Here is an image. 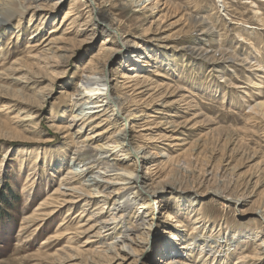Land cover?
Masks as SVG:
<instances>
[{
    "label": "rangeland",
    "instance_id": "1",
    "mask_svg": "<svg viewBox=\"0 0 264 264\" xmlns=\"http://www.w3.org/2000/svg\"><path fill=\"white\" fill-rule=\"evenodd\" d=\"M74 1L28 10L20 24L14 17L0 31V264H117L95 251L101 243L86 244L88 235L76 227L94 213L97 201L58 206L52 216L50 204L43 205L73 167L74 145L89 143L87 136L105 127L77 133L81 125L70 126L71 94L82 68L97 69L114 46L104 49L100 28L80 42L63 41L70 37L66 26L78 32L89 27L81 26L90 19L84 2ZM218 1L93 2L129 43L126 52L142 50L138 80L130 77L137 68L120 59L119 46L108 70L118 76L110 84L119 81L118 92L126 91L131 103L149 113L143 120L151 128L134 139L153 153L151 239L159 230L175 234L186 254L180 264H235L245 255L254 257L250 264H264V254H255L264 234V0ZM71 3L82 15L63 22ZM57 45L62 51L54 52ZM30 115L35 118L25 120ZM127 160L133 163L135 156ZM160 247L149 246L142 262L120 264H166L169 256Z\"/></svg>",
    "mask_w": 264,
    "mask_h": 264
},
{
    "label": "bare ground",
    "instance_id": "2",
    "mask_svg": "<svg viewBox=\"0 0 264 264\" xmlns=\"http://www.w3.org/2000/svg\"><path fill=\"white\" fill-rule=\"evenodd\" d=\"M78 1L84 2V8L88 13L87 18L90 17L89 20L85 19L81 23V26H85L87 22H89V27H85L81 32H78L70 31L71 26H66L63 29V32L68 33L67 35L71 38L67 37V39H63V41L70 39L73 41L78 40L80 42L94 35L96 30L100 28L101 33L104 34L103 39L106 41L105 43L102 41L105 45L103 46L105 47L104 49H107L108 46L106 45L108 44H113L114 46L109 48L111 50L107 55L109 58L102 60L99 66L96 65L98 66L97 69L92 68L90 65L82 68L78 80L76 79L77 81L73 93L71 94L70 126H76V124L81 125L80 128L76 130L77 133H82V129L89 130L92 126L105 127L99 130L101 132L98 131L99 133L87 136V139H93L92 141H89V143L85 144L84 142H81V144L77 143L74 145L71 157L73 167L69 166V169L65 173V176L62 177L58 188L54 193H51L52 197L43 202V205H45L44 208H47L49 206L48 204H50L49 208L52 207V209L48 212V215L52 216L57 211L56 207L58 206L76 204L81 200H83L82 205L87 206L90 205V203L97 201V209L94 213L89 215L83 223L76 227H81V233L88 235V238L85 241L86 244L92 242L101 243V245L97 246L98 250H95L100 256L105 258L111 257L110 259L117 261V264L130 258H133L134 262L138 263L139 260L142 262L145 258V253L150 251L147 249L149 246L153 247L160 245L162 246V248L160 247L161 253H165L164 255L169 256L166 264H180L182 256H186V254L181 250H178V243L175 239L177 237L175 234L172 233L166 235L163 234L164 231L159 230L155 239H151V229H154V227L151 226H155V222L152 225L155 214L153 212L152 201H150V196L152 194L150 186L152 185L148 181L152 180L151 178L155 174L153 167L154 163L150 161L153 153H146L143 151L142 146L138 145L134 139L136 133L140 132V135L145 136L147 133H144L151 128L146 125L147 121L143 120L144 117H149V113H145L139 104L131 103V97L126 91L121 93L118 92L117 82L119 81L110 84L112 78L116 80L118 77L111 67V69L108 70V66L113 62L112 59L115 58L111 52L117 51L118 46L120 47L119 53H121L120 59H124L125 62H131L135 68H137V71L131 73L130 77L138 80L139 77L143 76L141 75L142 68L140 67V54L142 53V50L140 49L141 47L137 46L133 48L134 51H137L136 55L131 52L128 53V51L126 52L125 49L129 46V43L126 40L124 42L121 41L122 37L119 35L118 27L111 22L109 15L102 9H98L93 2L94 0H75L74 2L78 3ZM61 2H63V0H0V31L5 28L14 17H18L17 24H20L22 22L21 18L26 12L31 11V14H34L33 11L37 12V10L44 7H49L51 10H54L59 7ZM74 10V3H71L65 16L67 18L65 19V17H63L62 21H68L72 16L77 19L82 15L83 11H76L77 13H74ZM74 18H72L70 23L74 22ZM42 24L43 17L40 18L39 25L35 26V33L41 28ZM9 25L10 24H8V26ZM53 32H55V30H50L49 34H52ZM43 39L48 40V37ZM50 41L51 39H49L44 45L48 46ZM33 43L38 42L35 41ZM59 44H62V42ZM54 48V52L62 51L61 45H57ZM64 49H66V47ZM201 50H203V53L208 52V50L205 49ZM134 55L137 58L132 59ZM64 56L65 55H63V58ZM16 63L18 62H15V64ZM121 63L122 65L125 64L122 61ZM123 77H126V75L121 74V78ZM21 110L22 109L20 108V111ZM33 118H35V116L30 115V117L23 119L31 121ZM19 120L20 119H18V122H20ZM97 120H100L101 123L93 124ZM129 120H131V122ZM16 128L18 127L16 126ZM176 138V136H171V139ZM93 141L97 143H92ZM156 141V139H153L151 143ZM136 146H139L140 149H137ZM29 151H36V148H31ZM36 154V157L39 155L41 156L42 151L38 149ZM159 155L164 156V153L160 151ZM130 156H135V160L133 163H126ZM143 162L147 163H144L143 166L139 165V163ZM76 164L80 165L78 169L74 168V165L76 166ZM82 178L85 179L82 180ZM118 184H120L119 187L117 186ZM110 188L113 190L111 193L108 192V190L110 191ZM241 200H243V198ZM135 204H138L136 211H134L135 214L127 224L126 221H128V215L131 213L132 209H134ZM40 209L41 208H37V210ZM107 210L110 211V213H108L109 217L102 216ZM27 218L31 219V217ZM43 219L44 217L42 220ZM87 221L94 222L93 224H90L86 223ZM98 229H102V231L100 230V232ZM116 231H120V235L113 237V234ZM262 236L263 238L258 244V249L255 251V254H264V250H262L264 249L263 233ZM160 238L161 243L158 245ZM180 248L183 247L181 246ZM253 258L254 257L252 256L245 255L239 257L235 264H250Z\"/></svg>",
    "mask_w": 264,
    "mask_h": 264
}]
</instances>
